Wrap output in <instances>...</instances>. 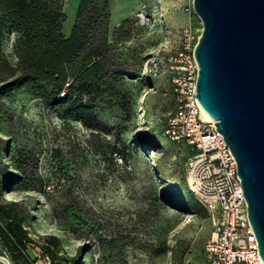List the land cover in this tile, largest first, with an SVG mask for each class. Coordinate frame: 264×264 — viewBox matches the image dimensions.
Returning a JSON list of instances; mask_svg holds the SVG:
<instances>
[{"label":"rangeland","instance_id":"obj_1","mask_svg":"<svg viewBox=\"0 0 264 264\" xmlns=\"http://www.w3.org/2000/svg\"><path fill=\"white\" fill-rule=\"evenodd\" d=\"M60 1L67 16L63 31L70 36L80 0ZM97 1L109 13L111 45L108 94L95 109L100 128L74 115L79 105L46 106L25 88L18 91L0 69L3 203L16 204L32 240L26 249L31 258L45 245L62 264H93L95 256L98 264H198L214 222L203 205L181 208L160 199L181 184L191 192L190 151L164 133L175 98L169 76L154 66L177 52L185 28L202 33L194 0ZM106 19L96 25V40L104 35ZM16 41L10 28L3 54L11 65L18 61ZM143 151L146 162L136 165ZM176 212L188 213L191 221L179 222ZM9 249L15 264H25ZM90 249L94 254L87 256Z\"/></svg>","mask_w":264,"mask_h":264},{"label":"trees","instance_id":"obj_2","mask_svg":"<svg viewBox=\"0 0 264 264\" xmlns=\"http://www.w3.org/2000/svg\"><path fill=\"white\" fill-rule=\"evenodd\" d=\"M77 16L71 35L66 36L63 30L67 16L60 0H0V69L13 77L18 91L25 88L46 106H61L65 102L73 107L79 105L74 115L80 114L87 127L98 129L101 124L95 112L97 101L105 98L108 94L105 86H109L110 17L105 9L100 10L97 0H80ZM102 17L107 18L108 23L104 35L96 40V25ZM10 28L17 35L16 65H11L3 54V43ZM137 103L141 107L140 100ZM7 177L9 183L14 184L16 178L6 172L5 179ZM3 186L0 183V234L8 249L19 255L25 264H31V255L26 249L32 240L23 226L24 220L15 213L16 204L3 203ZM160 199L181 208L193 203L197 209H203L183 184L173 192L161 194ZM41 248L52 258L53 264H62L51 246L41 245ZM98 261L95 256L93 264Z\"/></svg>","mask_w":264,"mask_h":264},{"label":"water","instance_id":"obj_3","mask_svg":"<svg viewBox=\"0 0 264 264\" xmlns=\"http://www.w3.org/2000/svg\"><path fill=\"white\" fill-rule=\"evenodd\" d=\"M197 96L238 161L264 260V0H194Z\"/></svg>","mask_w":264,"mask_h":264},{"label":"built area","instance_id":"obj_4","mask_svg":"<svg viewBox=\"0 0 264 264\" xmlns=\"http://www.w3.org/2000/svg\"><path fill=\"white\" fill-rule=\"evenodd\" d=\"M200 37L192 26L185 28L177 52L154 62L156 71L161 69L160 75L169 76L175 98V110L169 115L165 134L171 142L189 149V188L210 211L214 222L205 259L198 264H264L249 218L238 161L216 123L205 118L196 98L200 68L195 52ZM31 262L53 264L41 248L34 251ZM0 263L15 264L1 234Z\"/></svg>","mask_w":264,"mask_h":264},{"label":"bare ground","instance_id":"obj_5","mask_svg":"<svg viewBox=\"0 0 264 264\" xmlns=\"http://www.w3.org/2000/svg\"><path fill=\"white\" fill-rule=\"evenodd\" d=\"M204 111V115H205V118L207 119V120H209V121H211V122H214V123H217L209 114H208V112L206 111V110H203ZM148 155V152H146V151H143L142 152V154H141V156L139 157V159L138 160H136L135 161V164L136 165H139V164H143V163H145L146 161H145V156H147ZM176 215H177V218H178V220H179V222H186V221H188L189 222V220L191 221V219H192V217L191 216H189V214L188 213H178V212H176L175 213ZM95 244V243H94ZM95 248H97V247H94V249ZM93 249V250H94ZM96 253V252H95ZM94 254V252L93 251H90L89 252V254L87 255V256H92Z\"/></svg>","mask_w":264,"mask_h":264}]
</instances>
